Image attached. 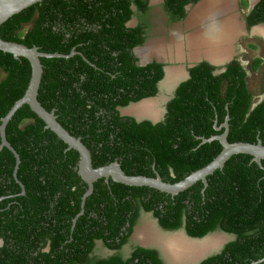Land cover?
Segmentation results:
<instances>
[{
	"label": "trees",
	"instance_id": "trees-1",
	"mask_svg": "<svg viewBox=\"0 0 264 264\" xmlns=\"http://www.w3.org/2000/svg\"><path fill=\"white\" fill-rule=\"evenodd\" d=\"M149 0H43L0 25V37L43 52L69 54V58H42L44 74L38 99L73 135L90 149L93 166L118 161L129 175L178 182L213 161L223 150L219 140L202 142L222 134L217 130L229 116V142L264 144V100L253 107L248 71L238 60L218 67L207 61L189 68L167 103L164 119L137 121L122 109L159 93L165 64L156 60L141 65L134 49L145 43L143 25L128 26L132 5L148 12ZM200 0H165L174 21L187 16L185 7ZM247 6V0H243ZM249 27L264 23V0H258L246 17ZM262 58L251 62L258 71ZM0 124L30 83L32 66L25 57L0 51ZM264 93V90H263ZM29 105L17 110L6 127L8 141L20 154L0 151V264H84L95 239L112 248L129 214H138L137 200L153 210L170 231L185 226L202 238L220 230L235 239L221 252L200 264H264V167L253 156H232L224 168L208 176V186L197 182L172 196L148 186H129L100 178L87 198L80 176V154ZM1 144V136H0ZM264 166V160L262 161ZM145 197V198H144ZM110 241H112L110 243ZM48 250L46 251L45 249ZM90 264H165L156 250L139 247L127 260L118 255L92 258Z\"/></svg>",
	"mask_w": 264,
	"mask_h": 264
},
{
	"label": "water",
	"instance_id": "water-1",
	"mask_svg": "<svg viewBox=\"0 0 264 264\" xmlns=\"http://www.w3.org/2000/svg\"><path fill=\"white\" fill-rule=\"evenodd\" d=\"M42 1L43 0H0V25H2L4 22H6L9 18L14 16L15 14H18L21 11L25 10L26 8ZM172 49L173 48L170 47V51ZM141 50H143V52L146 51L145 48L136 47L134 52L135 54H137L142 58L140 61L141 65H146L147 63L150 62V58H146L144 56L145 54H141L140 53ZM0 51L11 53L14 55L15 58L25 57L30 61L32 66V75H31L30 83L24 95L15 102V104L12 106V108L9 110L6 116H4L1 119L0 151L4 147H7L13 152L16 158L14 176L22 187V193L25 194L26 192L25 186L18 179V175H17L19 165L21 163L20 154L8 141L6 135V127L9 121L13 118L17 110L24 105H29L32 111H34L41 119L44 120V122L46 123L45 127L55 132L60 139H62L65 143L68 144V150L70 149L77 150L80 154L78 172L82 177V179L87 183L88 189L83 195L82 210L75 218L74 224H76L78 217L84 213L86 200L94 191V183L100 178H105L107 182H109V180L112 179L115 182L123 183L129 186H148L160 190L162 192H165L167 194H170L172 196H176L179 193L187 190L188 188H190L199 181H202L204 183L205 185L204 190H205V188L208 186V176L212 175L216 170L224 168L225 163L234 155H238V154L252 155L253 160L256 161L261 167H264L262 164V161L264 160V144L261 139H259L257 143H251L245 141L229 142L228 140V135L230 130L229 116L226 117V121L221 126L215 125V128L217 130H221L222 128H225V131L222 134L215 135L210 138H205V137L202 138L203 143L219 140L223 146V150L220 152V154L209 164H207L206 166H204L199 170L192 172L190 175H188L187 177H185L184 179L178 182L171 183L165 181L159 173H157L155 177H151L147 175H129L123 170L121 164L118 161H114L108 165L94 167L91 151L87 147V145L82 141V137L75 136L70 131H68L59 122L55 110H51V111L47 110L38 99L39 89L44 74V64L42 62V58H54V57L69 58L77 53L76 49L74 48L69 54L48 53L41 51L38 46L29 47L25 44L18 43L15 41H7L0 37ZM174 51L175 50L173 49L171 53H173ZM233 59L234 58H232L230 55L221 61H214L211 58L209 59L198 58L195 59V61H193L190 67H193L203 61H207L210 64L218 67L219 69L217 70V73H220L226 70V65L230 63ZM242 64L245 66H249L248 63H244L243 61ZM164 69H165L164 82L167 81L174 82L173 85L169 88L170 91H174V89L177 88L178 83H180L183 80H187L190 77V74L186 72L183 73L180 71L181 72L180 74L175 73L176 71H178V68H172L166 65ZM172 74L174 75L178 74V75L173 80H171ZM163 80L160 81V83L163 82ZM153 98H145L139 102L131 103L127 107L122 109V113L125 115H131L135 117L136 120L139 122L143 120H151L152 122L157 123L163 119L162 116L158 117L157 114L149 115L148 111L147 114L144 115H134L127 113L126 111V109L131 108L140 102L143 103V105H146L150 103ZM263 100H264V93L258 96L257 98H254L253 107H255ZM211 234L212 233L206 235L205 237L198 239L194 238V239L199 241L205 240ZM223 234L227 235L226 233ZM227 236L229 237L228 240L235 239V236H230V235ZM224 246L225 244H223L220 248L217 247L218 249L211 251L209 254H205L199 257V259L195 261L193 264H200L205 259L211 257L214 254L221 252ZM262 261H264V258L261 259L259 262ZM255 263L256 262H254V264Z\"/></svg>",
	"mask_w": 264,
	"mask_h": 264
},
{
	"label": "rangeland",
	"instance_id": "rangeland-1",
	"mask_svg": "<svg viewBox=\"0 0 264 264\" xmlns=\"http://www.w3.org/2000/svg\"><path fill=\"white\" fill-rule=\"evenodd\" d=\"M157 1L154 0L156 3ZM242 1L201 0V2L190 8L186 25L180 31L166 28L162 25V21V24L157 25L156 35L152 38L149 46L145 47L144 56L146 58H166L169 67L178 68L175 73H188L187 71L195 59H209L206 50L212 45L215 46L214 42L217 43L216 41L210 43L211 40L205 35L206 25L211 21L213 22L214 19L218 29H224L225 27L227 29L223 33L226 40L223 41V48H221L224 58L230 55L232 58H238L248 64L259 57L264 60V23L249 30L244 20L246 9L243 8ZM218 12L224 14L221 21L217 19ZM211 15L212 18L209 20ZM175 35L183 38L178 36L176 39ZM203 39L209 40L208 43H205ZM170 47L175 50L173 53H171L173 49L170 51ZM3 76L4 74L1 72L0 80ZM248 85L255 98L263 94L264 61L258 71H249ZM165 98L167 97L165 96ZM163 106L164 103L157 96L146 105L140 102L126 109V111L134 115H144L148 111L149 115L157 114L158 117H161ZM156 228L155 236L162 239L160 240L161 243L175 264H193L199 257L220 248L229 239L227 235L215 232L205 240H192L183 230L169 232V235L166 233L167 237H164V233L160 235L161 230L158 227Z\"/></svg>",
	"mask_w": 264,
	"mask_h": 264
},
{
	"label": "flooded vegetation",
	"instance_id": "flooded-vegetation-1",
	"mask_svg": "<svg viewBox=\"0 0 264 264\" xmlns=\"http://www.w3.org/2000/svg\"><path fill=\"white\" fill-rule=\"evenodd\" d=\"M257 1L258 0H247V2H248L247 6H244L243 1H242V6L244 9H246L244 20H245L246 26L248 27L249 30L253 29L255 26L260 25V24H257V25L249 27L247 24V20H246L247 15L254 8ZM199 2H201V0ZM195 5H187L185 7V10L187 12V16H188L190 8L195 6ZM148 6L150 7L149 11L145 12V11L140 10L136 4H133L132 5L133 16L128 21V26H130V27H138L139 25H143V27H144V30H145L144 35L146 37V41L143 45L138 46L141 48H145V47L149 46V43L151 42L152 38H154V36L156 35L155 30L157 29V25L162 24V21H163L162 25H164L166 28H168L170 30L178 29L180 31L182 29V27H184L186 25L187 16L185 18H183L182 20L174 21L172 18V15L169 16L167 14V10L165 8V0H158L157 3L154 2V0H149ZM218 13L219 14H218L217 19L219 21H221V17L224 14L221 12H218ZM163 16H165V17L163 18ZM216 26H217V24H216ZM178 36L179 35H175L176 39L178 38ZM179 37H182V36H179ZM143 53L144 52L142 50L141 54H143ZM137 57L141 61L142 58L138 55H137ZM236 59H238V58H236ZM154 60L165 64V66L167 65L166 58H163V57H160V58L151 57L150 58V62H152ZM239 61L242 63L241 60H239ZM245 67L248 71V76H249V71H253L251 68V64H249V66H245ZM187 72L189 73V69ZM164 81H165V79L163 80V82H161L158 85L159 93L157 94V96H160L162 102L164 100V102H163L164 103V106H163L164 109L162 111V118L163 119H164L165 114L167 112V107H166L167 103L172 99V96H174V93L177 89L176 88V89H174V91H170L169 88L173 85L174 82H170V81L164 82ZM183 81H185V80H183ZM183 81L178 83L177 87ZM165 96L167 98H165ZM5 198L6 197H1L0 201L4 200ZM131 209H133L135 211L137 209L138 214L135 217H133L134 214H132V213L129 214L128 219L126 220L125 224L120 229L119 236L116 238L117 243H120V241H123V239H125V238H126V240H125L126 242L123 243L122 246L117 249V248L110 247L109 244L106 241H104L103 239H95L92 249L88 252L86 257L84 258V264H90V261L92 260V258L106 259V258H109V257L114 256V255H118L122 259L127 260L133 256V254L135 253V251L139 247H143V248L151 249V250H156L159 254V257L164 261L165 264H175V263H173V259L171 257H169V255L167 254V251H166L164 245L161 243L160 240H162V239H159V237L155 236L156 235V229H157L156 227H158V229L161 230L160 235H162L164 233V237L166 236L165 235L166 233L168 234L169 232H177L179 230H183L185 232V234L190 239L196 240V239H194L195 237H192L187 233L185 226H182L181 228H179L175 231L166 230L161 225L160 219H159V217L156 216L155 212L153 210L147 211L143 206L139 205L137 200L134 201V204H132ZM74 227H75V224L73 223V228ZM215 232L225 233V232H222L220 230H216V231L211 232V233H215ZM226 234L230 235V236H234L233 234H228V233H226ZM164 240H165V238H164ZM229 241H232V240H228L227 243ZM111 242L112 241H110V243ZM4 245H5V240L3 238H0V250L4 247ZM45 250L47 251L48 248ZM0 254H1V251H0Z\"/></svg>",
	"mask_w": 264,
	"mask_h": 264
},
{
	"label": "bare ground",
	"instance_id": "bare-ground-1",
	"mask_svg": "<svg viewBox=\"0 0 264 264\" xmlns=\"http://www.w3.org/2000/svg\"><path fill=\"white\" fill-rule=\"evenodd\" d=\"M217 12V11H216ZM212 18V15L209 17V20ZM216 22L213 19V22L211 21L210 23H208L206 25V37L209 38L211 41L207 40V39H203L205 41V43H208V41L210 43H213L214 41H216L217 43L214 42L215 46H210L209 49L206 50V55L211 58L214 61H221L224 59V54L221 53L222 49V44L223 41H225V35H223V33H225L224 31L227 30L226 27L224 29H218V27L216 26ZM219 31V32H218ZM217 37V38H214ZM227 50V49H226ZM142 52V50L140 51V53ZM149 54V53H148ZM227 54V53H226ZM175 57V56H174ZM178 74H172L171 80H173L175 77H177ZM167 240V239H166ZM188 242V241H187Z\"/></svg>",
	"mask_w": 264,
	"mask_h": 264
},
{
	"label": "crops",
	"instance_id": "crops-1",
	"mask_svg": "<svg viewBox=\"0 0 264 264\" xmlns=\"http://www.w3.org/2000/svg\"><path fill=\"white\" fill-rule=\"evenodd\" d=\"M226 39V38H225ZM223 45V44H222Z\"/></svg>",
	"mask_w": 264,
	"mask_h": 264
}]
</instances>
